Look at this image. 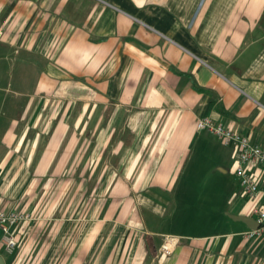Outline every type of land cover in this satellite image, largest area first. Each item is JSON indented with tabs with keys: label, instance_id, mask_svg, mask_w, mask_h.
<instances>
[{
	"label": "crops",
	"instance_id": "0c3cea01",
	"mask_svg": "<svg viewBox=\"0 0 264 264\" xmlns=\"http://www.w3.org/2000/svg\"><path fill=\"white\" fill-rule=\"evenodd\" d=\"M0 40L49 62L39 84L55 98L48 124L63 110L58 122L67 125L76 111L75 126L108 128L102 157L114 141L115 154L135 159L121 168L134 174L131 186L114 187L134 191L132 212L113 210L126 229H110L109 209L56 264H264V238H248L252 226L233 218L258 223L264 167L249 166L260 184L249 199L235 174L238 149L197 129L210 117L264 148V0H0ZM194 159L199 186L228 197L215 220L187 230ZM168 236L178 239L169 255L161 251Z\"/></svg>",
	"mask_w": 264,
	"mask_h": 264
},
{
	"label": "rangeland",
	"instance_id": "374dc122",
	"mask_svg": "<svg viewBox=\"0 0 264 264\" xmlns=\"http://www.w3.org/2000/svg\"><path fill=\"white\" fill-rule=\"evenodd\" d=\"M37 58L28 61L21 47L0 40V208L31 215L15 253L3 254L7 264H56L65 246H81L87 229H100L101 215L109 209L117 210L115 215L121 208H128V212L134 209L130 198L134 191L114 187L118 181L131 186L134 174H126L121 168L127 170L135 159L115 154L118 143L114 141L102 157L100 139L108 134V128L102 131V126H75L76 111L72 117L66 115L67 125L58 122L63 110L57 111L55 120L48 124L55 98L41 93L39 84L49 62ZM45 104L49 106L45 108ZM196 160L185 175L190 179L186 197L190 206L184 215L192 221L187 230L202 229L196 223L203 219L215 220L212 215L217 217L228 197L225 189L199 186L202 172L195 171ZM229 183L234 188L239 186L233 174ZM114 211L110 229L124 231L126 222L115 226Z\"/></svg>",
	"mask_w": 264,
	"mask_h": 264
},
{
	"label": "built area",
	"instance_id": "2783aa9c",
	"mask_svg": "<svg viewBox=\"0 0 264 264\" xmlns=\"http://www.w3.org/2000/svg\"><path fill=\"white\" fill-rule=\"evenodd\" d=\"M198 130H206L218 136L221 142L226 146H233L238 149L239 157L235 168V174L240 180L242 190L246 197L255 199L260 193V184L249 170L251 164H257L264 167V148L255 144L250 137L242 135L226 127L222 123H217L214 119L206 117L199 119L197 123ZM257 221L258 228L246 232V236L251 239L264 237V204L257 206L253 211ZM30 213L23 211L0 210V246L8 254H14L18 245V237L15 229L22 223L29 221ZM178 243L175 237H165L161 246L164 254H172L174 247Z\"/></svg>",
	"mask_w": 264,
	"mask_h": 264
},
{
	"label": "water",
	"instance_id": "95a60500",
	"mask_svg": "<svg viewBox=\"0 0 264 264\" xmlns=\"http://www.w3.org/2000/svg\"><path fill=\"white\" fill-rule=\"evenodd\" d=\"M233 218L248 223L249 225L252 226L253 229H257L259 226V224L255 220H253L252 218H249V217L236 216ZM0 264H7L5 257L1 254H0Z\"/></svg>",
	"mask_w": 264,
	"mask_h": 264
}]
</instances>
